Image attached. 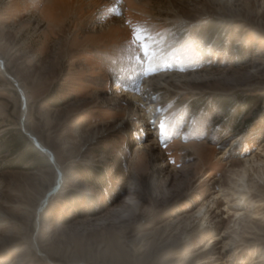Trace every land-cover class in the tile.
<instances>
[{"label":"rangeland","instance_id":"obj_1","mask_svg":"<svg viewBox=\"0 0 264 264\" xmlns=\"http://www.w3.org/2000/svg\"><path fill=\"white\" fill-rule=\"evenodd\" d=\"M116 4L0 0V264H264V0Z\"/></svg>","mask_w":264,"mask_h":264},{"label":"snow or ice","instance_id":"obj_2","mask_svg":"<svg viewBox=\"0 0 264 264\" xmlns=\"http://www.w3.org/2000/svg\"><path fill=\"white\" fill-rule=\"evenodd\" d=\"M120 3H122V0H117V4L109 8L108 11L117 16L121 15L119 8ZM159 35V33L153 35L152 30L147 25L137 24L131 29V39L127 43L126 47L130 51L134 52V55H132L130 59L134 60L135 64L140 67L141 76L152 75L158 70V67L155 65V61L158 58V51L156 48V44L158 43V41L156 39V36ZM180 70L183 71L184 69L181 68ZM159 111L161 112V115H164L162 109ZM166 120L167 117L165 116V119L161 120V122L159 123V131L162 139L165 135V129L167 127ZM151 123L153 124V126H155L156 120H152Z\"/></svg>","mask_w":264,"mask_h":264},{"label":"trees","instance_id":"obj_3","mask_svg":"<svg viewBox=\"0 0 264 264\" xmlns=\"http://www.w3.org/2000/svg\"><path fill=\"white\" fill-rule=\"evenodd\" d=\"M217 31H218V29L216 27L214 28V26H213L209 33L211 34L212 32L215 33ZM15 134H16V136H14V138L12 140L15 141L16 143H19L16 146V148H18V150H21L23 148L25 149V147H26L27 149H29V151H31V153H33L34 156L35 155L41 156V153L31 143L28 142V140L26 139V137L24 136V134L22 132L18 131ZM44 161H47V163L49 164V161L45 157H44ZM104 175L105 174L103 172H101V174H99V176H98V179H99V177L100 178L103 177V179H104Z\"/></svg>","mask_w":264,"mask_h":264},{"label":"bare ground","instance_id":"obj_4","mask_svg":"<svg viewBox=\"0 0 264 264\" xmlns=\"http://www.w3.org/2000/svg\"><path fill=\"white\" fill-rule=\"evenodd\" d=\"M113 26H115V25H113ZM112 26V27H113ZM111 26H109L108 27V29H106L105 31H103V33L104 34H107V33H110L112 30H114V28H112ZM117 28V27H116ZM116 32V31H115ZM119 97V96H118ZM119 98H121V97H119ZM26 109H27V107L25 106V109H24V112H23V117H22V119L25 117V114H26ZM141 135V134H140ZM139 135V137H141ZM29 136L31 137V139L40 147V148H42V149H44V147L38 142V139L31 133V134H29ZM48 155L53 159V162H54V158H53V155L50 153V152H48ZM55 163V162H54Z\"/></svg>","mask_w":264,"mask_h":264},{"label":"water","instance_id":"obj_5","mask_svg":"<svg viewBox=\"0 0 264 264\" xmlns=\"http://www.w3.org/2000/svg\"><path fill=\"white\" fill-rule=\"evenodd\" d=\"M32 143L35 145V147H36L41 153H43V154H45V155L47 156V158L49 159V161H51V163L54 164L53 159L48 155V151H46L45 149L40 148L35 142H32Z\"/></svg>","mask_w":264,"mask_h":264}]
</instances>
